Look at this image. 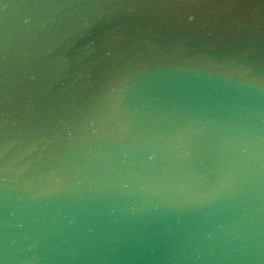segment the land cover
I'll return each mask as SVG.
<instances>
[{
  "label": "water",
  "instance_id": "water-1",
  "mask_svg": "<svg viewBox=\"0 0 264 264\" xmlns=\"http://www.w3.org/2000/svg\"><path fill=\"white\" fill-rule=\"evenodd\" d=\"M0 264H264V0H0Z\"/></svg>",
  "mask_w": 264,
  "mask_h": 264
}]
</instances>
